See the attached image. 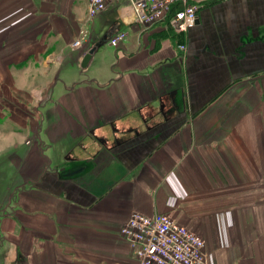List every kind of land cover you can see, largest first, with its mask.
<instances>
[{
    "label": "crops",
    "instance_id": "crops-1",
    "mask_svg": "<svg viewBox=\"0 0 264 264\" xmlns=\"http://www.w3.org/2000/svg\"><path fill=\"white\" fill-rule=\"evenodd\" d=\"M189 2L178 33L128 0H0V264H138L134 212L264 264V0Z\"/></svg>",
    "mask_w": 264,
    "mask_h": 264
},
{
    "label": "built area",
    "instance_id": "built-area-1",
    "mask_svg": "<svg viewBox=\"0 0 264 264\" xmlns=\"http://www.w3.org/2000/svg\"><path fill=\"white\" fill-rule=\"evenodd\" d=\"M115 1L118 0H88L89 16L107 11ZM128 1L135 21L145 29L158 25L187 33L196 26L198 6L189 0ZM125 37V32L117 31L108 41L119 48ZM178 47L186 50L185 44ZM120 233L133 250L138 264H208L204 239L167 214L147 216L134 212Z\"/></svg>",
    "mask_w": 264,
    "mask_h": 264
},
{
    "label": "water",
    "instance_id": "water-1",
    "mask_svg": "<svg viewBox=\"0 0 264 264\" xmlns=\"http://www.w3.org/2000/svg\"><path fill=\"white\" fill-rule=\"evenodd\" d=\"M108 40V35L107 36H105L104 38H103V41H107ZM96 50V47H92L86 54H85V56H84V58H83V60H82V63H81V66L83 67V68H86L87 67V65H88V63H89V61H90V59H91V57H92V54L94 53V51Z\"/></svg>",
    "mask_w": 264,
    "mask_h": 264
},
{
    "label": "rangeland",
    "instance_id": "rangeland-1",
    "mask_svg": "<svg viewBox=\"0 0 264 264\" xmlns=\"http://www.w3.org/2000/svg\"><path fill=\"white\" fill-rule=\"evenodd\" d=\"M168 29H172L171 27H168Z\"/></svg>",
    "mask_w": 264,
    "mask_h": 264
}]
</instances>
